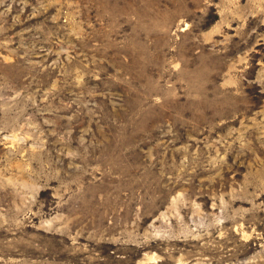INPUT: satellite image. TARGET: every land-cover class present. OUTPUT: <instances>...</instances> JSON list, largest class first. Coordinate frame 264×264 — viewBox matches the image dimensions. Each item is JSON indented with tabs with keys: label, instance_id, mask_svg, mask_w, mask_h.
Wrapping results in <instances>:
<instances>
[{
	"label": "rangeland",
	"instance_id": "obj_1",
	"mask_svg": "<svg viewBox=\"0 0 264 264\" xmlns=\"http://www.w3.org/2000/svg\"><path fill=\"white\" fill-rule=\"evenodd\" d=\"M0 264H264V0H0Z\"/></svg>",
	"mask_w": 264,
	"mask_h": 264
}]
</instances>
